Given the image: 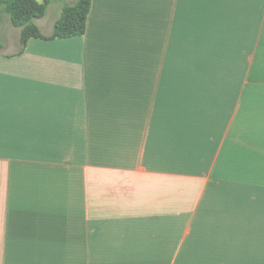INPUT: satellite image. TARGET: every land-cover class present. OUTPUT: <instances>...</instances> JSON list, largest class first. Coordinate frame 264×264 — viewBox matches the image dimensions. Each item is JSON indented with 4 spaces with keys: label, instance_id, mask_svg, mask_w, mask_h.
<instances>
[{
    "label": "crops",
    "instance_id": "obj_1",
    "mask_svg": "<svg viewBox=\"0 0 264 264\" xmlns=\"http://www.w3.org/2000/svg\"><path fill=\"white\" fill-rule=\"evenodd\" d=\"M2 36L0 264H264V0H91L82 35Z\"/></svg>",
    "mask_w": 264,
    "mask_h": 264
},
{
    "label": "trees",
    "instance_id": "obj_2",
    "mask_svg": "<svg viewBox=\"0 0 264 264\" xmlns=\"http://www.w3.org/2000/svg\"><path fill=\"white\" fill-rule=\"evenodd\" d=\"M48 4L49 0H0V7L9 16L11 23L19 28V53L30 38L50 40L84 34L91 0H77L74 4H65L53 24L52 32L46 35L35 21L45 15Z\"/></svg>",
    "mask_w": 264,
    "mask_h": 264
},
{
    "label": "rangeland",
    "instance_id": "obj_3",
    "mask_svg": "<svg viewBox=\"0 0 264 264\" xmlns=\"http://www.w3.org/2000/svg\"><path fill=\"white\" fill-rule=\"evenodd\" d=\"M50 1H57V0H49V2ZM58 1L63 2L64 4H66V2H68L69 0H58ZM0 9L3 12V13H0V21L2 23V28H3L2 30L0 28V35H1L0 50L2 51V50H7V49L14 48V44H12V43H10V45H9V43L8 44L3 43L4 41H3V38H2L3 36L2 35H3V33H5V31H6L7 34H10V39L11 40H13L16 43L18 41V47L21 46L20 43H19V28L18 27H15V26L12 27L11 28V33H10V30H9V28H10V22H9L10 19H9V16L4 12V10L1 7H0ZM4 16H5V18H2ZM6 16H7V18H6ZM42 31L43 32H48L47 27H43ZM4 38L7 39V40L9 39L6 36ZM1 43H2V45H1Z\"/></svg>",
    "mask_w": 264,
    "mask_h": 264
}]
</instances>
